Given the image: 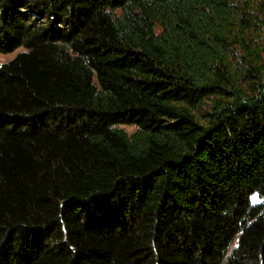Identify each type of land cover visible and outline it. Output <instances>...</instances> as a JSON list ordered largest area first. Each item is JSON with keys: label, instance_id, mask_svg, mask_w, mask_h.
<instances>
[{"label": "trees", "instance_id": "1", "mask_svg": "<svg viewBox=\"0 0 264 264\" xmlns=\"http://www.w3.org/2000/svg\"><path fill=\"white\" fill-rule=\"evenodd\" d=\"M18 50L0 264H264V0H0Z\"/></svg>", "mask_w": 264, "mask_h": 264}, {"label": "rangeland", "instance_id": "2", "mask_svg": "<svg viewBox=\"0 0 264 264\" xmlns=\"http://www.w3.org/2000/svg\"><path fill=\"white\" fill-rule=\"evenodd\" d=\"M21 51L22 50H18V51L14 52V53H11V54L0 55V65L9 62L10 60H12L15 57L16 54H18ZM121 129H123L128 134L133 133L134 130H135L134 127H127V126L121 127Z\"/></svg>", "mask_w": 264, "mask_h": 264}]
</instances>
